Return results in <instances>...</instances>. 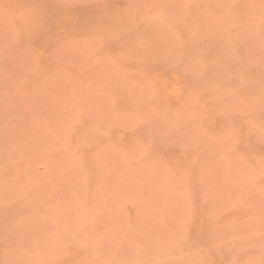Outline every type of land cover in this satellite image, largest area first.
Masks as SVG:
<instances>
[{
    "label": "rangeland",
    "instance_id": "1",
    "mask_svg": "<svg viewBox=\"0 0 264 264\" xmlns=\"http://www.w3.org/2000/svg\"><path fill=\"white\" fill-rule=\"evenodd\" d=\"M0 264H264V0H0Z\"/></svg>",
    "mask_w": 264,
    "mask_h": 264
}]
</instances>
